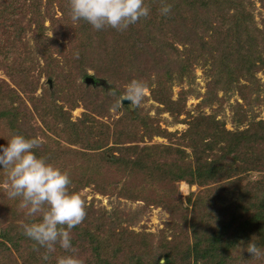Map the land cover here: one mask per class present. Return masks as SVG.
<instances>
[{
  "label": "trees",
  "instance_id": "obj_1",
  "mask_svg": "<svg viewBox=\"0 0 264 264\" xmlns=\"http://www.w3.org/2000/svg\"><path fill=\"white\" fill-rule=\"evenodd\" d=\"M161 2L144 0L148 16L117 31L72 21L68 0H0V70L13 84L0 79V144L11 133L42 138L32 151L68 172V190L79 194L86 212L70 231L83 264H264V256L245 250L252 238L264 249V121L252 119L231 133L214 113L185 111V122L178 117L194 95L197 65L209 80L204 105L218 102L219 92L243 101L234 112L264 104L257 76L264 72V0H164L171 5L166 16L159 13ZM38 59L50 84L36 96ZM88 76L95 84L85 83ZM132 79L149 89L143 101L162 106L154 116L140 108L143 101L134 109L118 104ZM174 83L187 87L176 100ZM113 105L121 113L111 120ZM76 107L84 111L72 121ZM160 112L186 123V130L161 128ZM233 122L246 118L240 114ZM154 137L167 144L144 143ZM4 175L0 169L1 184ZM179 181L201 189L182 199ZM86 188L106 197L107 206L97 199L87 203L81 196ZM4 194L0 264H55L65 250L57 246L42 261L44 249L20 231L29 220L26 210L19 198ZM128 203L142 206L134 210ZM150 207L172 219L158 233H135L130 227Z\"/></svg>",
  "mask_w": 264,
  "mask_h": 264
},
{
  "label": "clouds",
  "instance_id": "obj_2",
  "mask_svg": "<svg viewBox=\"0 0 264 264\" xmlns=\"http://www.w3.org/2000/svg\"><path fill=\"white\" fill-rule=\"evenodd\" d=\"M68 6L72 21L83 20L96 30L107 26L120 31L149 14L144 0H68ZM170 10L171 5L162 0L159 13L166 16ZM73 55L78 57L79 52ZM145 91L142 81L132 79L125 85L123 100L129 101L128 106L134 109L142 103ZM5 141L0 144V169L5 173L3 188L8 198H19V207L26 210L29 218L21 224L20 231L34 242V247L44 249L42 261H48L49 254L58 246L66 254L55 256V264H83L71 243L70 231L84 219L86 212L79 194L68 190V172L32 151L39 144L37 138L11 133ZM245 250L253 258L264 256V249L254 238Z\"/></svg>",
  "mask_w": 264,
  "mask_h": 264
},
{
  "label": "rangeland",
  "instance_id": "obj_3",
  "mask_svg": "<svg viewBox=\"0 0 264 264\" xmlns=\"http://www.w3.org/2000/svg\"><path fill=\"white\" fill-rule=\"evenodd\" d=\"M256 6H257L256 10L260 9L258 3H256ZM54 11L57 12L56 13L57 16H60L56 8L54 9ZM254 19L259 27L260 25L258 23L261 21V16H258L256 14ZM44 25L45 27H49V22L46 20ZM47 34L50 35L49 31H47ZM25 40L27 41L26 44L28 46L33 47V40L30 37L29 32L26 33ZM54 57H57V56H54ZM38 62H39L38 67H36L35 72H34L36 76H37L38 71L41 70L43 67V62L40 59H38ZM41 71L42 73L40 74L39 84H38L39 88L36 90V93H35L36 96L40 95L41 90H42V85L43 84L45 85L46 83H48V81H50V79L45 76L44 71L43 70ZM193 72L195 75V81H194V87H193L194 95L189 96L187 98L186 103H185V108L183 112L181 113V115L178 116L180 120H183L184 122L187 121L188 117L185 115L184 113L185 111L188 112L190 115H194V116L196 115L197 116L198 115L208 116L214 113L216 114L215 120L218 122H221L224 129L231 133L235 132L236 130H243L247 128L249 125L248 121L252 119L254 121H258V120L264 121V104L262 103L261 104L252 103L249 106H244L242 110H239V111L237 110L234 112L233 107L236 105V103H239L241 106L243 105V101L240 100L238 96H236V94H228L227 96H224L222 92H219L217 94V97L220 99L218 102L216 101L214 104L212 103L210 107L204 105L202 102L205 100L204 94L206 91V83L209 80H208L207 75L204 73V68L198 65L194 66ZM87 73L88 75H93V71L91 70H88ZM257 76L259 78V87L262 92L259 95L260 97L259 99H263L264 98V72H259ZM0 79L8 82L10 85H13L3 70H0ZM16 81H18V78H16ZM124 88H125V85L123 86V89ZM186 88H187L186 84H182V85H179L176 83L172 84V98L171 99L176 100L178 92L181 89H186ZM144 97L145 99L150 97L149 89H146ZM122 100L123 99H121L118 104H122ZM27 104L28 106H30L28 102ZM199 104L203 106L197 108ZM161 107H162L161 105H159L158 103H155L149 98L148 100L143 101L140 108L143 111L148 110V114L150 116H154L156 113V109L157 108L161 109ZM83 111L84 110L82 107H76L74 110L71 111V117H70L71 120L75 121L77 118L81 116ZM119 113H121V110L119 112V110L116 111L115 109H111L110 119L111 120L116 119L119 116ZM240 114H241V117L244 116L246 118V122H244L241 125L240 123L235 124V122L233 121L234 120L236 121L237 119H239ZM158 118H159L160 127L166 129L169 132L182 133L187 128V124L184 122L174 123L173 117L168 112H160L158 115ZM100 120L103 122H106L107 124L109 123L108 119L106 118H101ZM39 140L43 141L42 138H39ZM144 143L145 144H149V143L167 144L165 139H161L158 137H154L151 142L144 140ZM138 145L141 146L143 145V143L139 142ZM70 147H74V146H70ZM186 152H190V150L186 149ZM175 188L177 190V193L180 195L182 199L187 197L190 193L196 194L201 189V187L197 185L190 186L184 181L177 182L175 184ZM4 193H6V190L3 188V184L0 183V201L2 200L3 196H5ZM81 196L85 197V200L87 203H89L92 199H97V200H100L101 206H107V198L102 197L101 195L93 192L92 189L86 188L85 190L81 192ZM141 206H142V203H133V204L128 203L127 204V207L134 209V210L136 209L138 210ZM121 207H124V206L122 205ZM1 208L2 207L0 203V213L2 212ZM171 219L172 218H170L169 214L165 210L161 209L160 207H150L146 209L142 215H140L138 221H136L135 224H133L130 227V229L133 230L135 233L144 231V232L154 234V233H158L159 230L165 228V224L170 222Z\"/></svg>",
  "mask_w": 264,
  "mask_h": 264
},
{
  "label": "water",
  "instance_id": "obj_4",
  "mask_svg": "<svg viewBox=\"0 0 264 264\" xmlns=\"http://www.w3.org/2000/svg\"><path fill=\"white\" fill-rule=\"evenodd\" d=\"M84 81H85V83L86 84H95V81H94V79L91 77V76H88V77H86L85 79H84ZM48 83L50 84V81H48ZM96 84H98V85H104V82L103 81H98V82H96ZM130 102L129 101H127V100H122V104H129Z\"/></svg>",
  "mask_w": 264,
  "mask_h": 264
}]
</instances>
